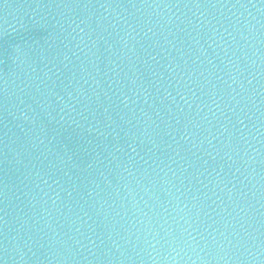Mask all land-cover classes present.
I'll use <instances>...</instances> for the list:
<instances>
[{
	"label": "water",
	"instance_id": "water-1",
	"mask_svg": "<svg viewBox=\"0 0 264 264\" xmlns=\"http://www.w3.org/2000/svg\"><path fill=\"white\" fill-rule=\"evenodd\" d=\"M0 264H264V0H0Z\"/></svg>",
	"mask_w": 264,
	"mask_h": 264
}]
</instances>
